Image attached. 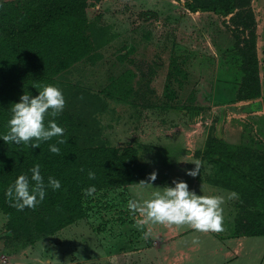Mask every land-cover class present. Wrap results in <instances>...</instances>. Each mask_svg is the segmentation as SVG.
I'll list each match as a JSON object with an SVG mask.
<instances>
[{"label":"rangeland","instance_id":"rangeland-1","mask_svg":"<svg viewBox=\"0 0 264 264\" xmlns=\"http://www.w3.org/2000/svg\"><path fill=\"white\" fill-rule=\"evenodd\" d=\"M187 1H92L89 19L107 31L109 43L99 50V60L82 61L57 80L100 95L106 103L98 114L102 139L114 148L136 147L146 175L156 173L153 187L171 185L175 178L197 195L222 197V230L142 223L129 204L149 192L116 187L87 193V217L34 241L14 238L0 210V264H186L188 254L182 250L188 247L200 264H218L210 257L216 256V245L229 248L232 240L249 237L237 230L240 196L212 184L218 165L201 153L209 139L264 151V0H251L240 16L236 11L228 17L193 13ZM243 20L250 25L246 30ZM251 31L256 33L261 96L238 102L244 74L236 45ZM128 72L135 76L131 95L109 96L106 88L114 83L122 93ZM259 104L262 109H256ZM195 159L204 165L200 174H185ZM180 165L186 169L175 171ZM233 192L235 198L229 199ZM239 246L238 255H223V264L227 258L264 264V236L240 239Z\"/></svg>","mask_w":264,"mask_h":264},{"label":"trees","instance_id":"trees-1","mask_svg":"<svg viewBox=\"0 0 264 264\" xmlns=\"http://www.w3.org/2000/svg\"><path fill=\"white\" fill-rule=\"evenodd\" d=\"M92 1H0V132L6 130L11 103L17 102L23 91L36 95L43 84L51 83L59 86L65 98L62 112L55 117L65 129L63 143L53 137L39 148H31L0 140V210L8 217V232L16 239L34 241L87 217L84 197L90 186L94 192L148 180L146 165L139 162L136 147L114 148L102 139L98 114L106 109V103L100 95L57 80L82 61L99 60V50L109 43L107 31L89 19L87 10L94 5ZM250 3L188 0L185 5L193 13L213 12L228 17L236 11L240 16ZM242 25L245 30L250 27L244 20ZM236 51L244 74L236 101L257 99L261 82L256 33L251 31L249 38L237 43ZM126 75L122 93L114 83L106 88L109 96L127 99L131 95L135 76L131 72ZM182 76L187 78L185 73ZM167 95L175 98L174 91ZM255 107L262 109L261 104ZM54 143L59 153L49 150L48 145ZM201 154L218 165L212 184L236 192L242 200L238 232L249 237L264 236V151L209 139ZM34 164L40 165L45 184L52 176L60 181V188H47L39 204L17 209L5 190L19 174L30 176L28 170ZM89 171L95 173L93 178H89Z\"/></svg>","mask_w":264,"mask_h":264},{"label":"clouds","instance_id":"clouds-1","mask_svg":"<svg viewBox=\"0 0 264 264\" xmlns=\"http://www.w3.org/2000/svg\"><path fill=\"white\" fill-rule=\"evenodd\" d=\"M64 105L65 98L58 85L43 84L36 95L23 91L18 101L11 103L10 115L5 124L6 130L0 132V140L12 145L25 144L31 148H39L42 142L53 137H57V143H63L65 129L58 124L55 117L62 112ZM48 147L53 153L60 151L55 143L49 144ZM191 163L194 167L187 170L186 174H200L203 163L199 159L192 160ZM28 171L30 176L27 173L19 174L5 190V195L10 197L14 206L20 210L25 207L32 208L43 201L47 188H60V181L52 176L47 178L45 184L39 164H34ZM94 175V172H88L89 178ZM155 179L156 173L152 172L147 181L138 182L137 193L149 192L148 198L142 201L134 200L129 204L130 208L141 214L142 223L190 224L205 232L222 230V197L197 195L189 189L184 180L175 178L171 185L153 187L152 181ZM92 191L93 187L90 186L87 192ZM235 196L236 193L233 192L229 199Z\"/></svg>","mask_w":264,"mask_h":264},{"label":"crops","instance_id":"crops-1","mask_svg":"<svg viewBox=\"0 0 264 264\" xmlns=\"http://www.w3.org/2000/svg\"><path fill=\"white\" fill-rule=\"evenodd\" d=\"M180 160V158L178 159V161ZM181 163H183V160L182 161H180ZM178 169H180V170H184V169H186V168H184L183 167V165H180V166H177L176 167V169H175V171L176 170H178ZM185 172V171H184ZM185 174H186V172H185ZM189 176H187L186 178H188ZM185 178V179H186ZM152 184H154L153 183V181H152ZM159 184H161V181L159 182ZM136 186L137 185H132V186H129V187H131V189H134L135 188V190H137L136 189ZM133 187V188H132ZM151 190V189H150ZM142 193H148V192H142ZM148 195H149V193H148ZM148 195L147 196H144V194H142V195H140V196H136L135 197V201H142L143 199H146V198H148ZM139 213V212H138ZM161 225H164V223H152V222H150V226H154V227H157V226H161ZM174 225V224H173ZM181 229V228H180ZM249 238L250 237H246L245 239L244 238H239V239H235V240H232V242H231V244H230V246H229V248H227V247H223V246H221V244H218V245H216L215 246V253H216V256L214 257V256H212V254H210V257L212 258V259H214V260H220L221 262L220 263H218V264H223L224 262H223V255H226L225 257H228L227 255L228 254H235V255H238L237 254V252L240 250V246H239V240L241 239L242 241H249ZM231 247V248H230ZM224 248H226V250L224 249ZM190 249H192V247H188L187 249H183L182 251L185 253V254H188V258L185 260V263L186 264H200V262H199V260L197 261V259H195L193 256H191V250ZM233 249V250H232ZM245 249V248H244ZM234 251H235V253H234ZM194 258V259H193ZM225 260V259H224ZM227 261H225V262H227L228 264H237L238 262H239V260L240 259H238V258H236V259H230V258H227L226 259ZM229 260V261H228ZM192 261V262H191ZM211 264H212V262H211ZM240 264V263H239Z\"/></svg>","mask_w":264,"mask_h":264}]
</instances>
